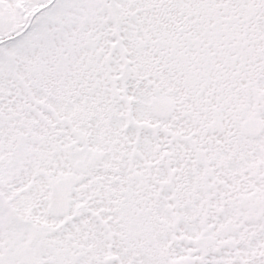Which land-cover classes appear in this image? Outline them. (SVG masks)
Returning <instances> with one entry per match:
<instances>
[{"label": "snow or ice", "instance_id": "obj_1", "mask_svg": "<svg viewBox=\"0 0 264 264\" xmlns=\"http://www.w3.org/2000/svg\"><path fill=\"white\" fill-rule=\"evenodd\" d=\"M0 264H264V0H0Z\"/></svg>", "mask_w": 264, "mask_h": 264}]
</instances>
